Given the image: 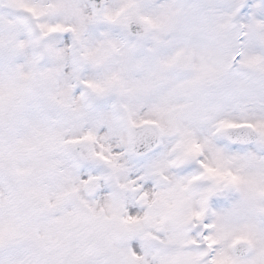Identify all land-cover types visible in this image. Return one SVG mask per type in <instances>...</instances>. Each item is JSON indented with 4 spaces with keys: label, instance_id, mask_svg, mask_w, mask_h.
<instances>
[{
    "label": "snow or ice",
    "instance_id": "obj_1",
    "mask_svg": "<svg viewBox=\"0 0 264 264\" xmlns=\"http://www.w3.org/2000/svg\"><path fill=\"white\" fill-rule=\"evenodd\" d=\"M0 264H264V0H0Z\"/></svg>",
    "mask_w": 264,
    "mask_h": 264
}]
</instances>
